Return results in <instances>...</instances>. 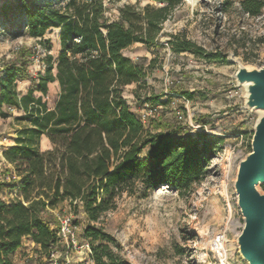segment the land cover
<instances>
[{
  "label": "trees",
  "instance_id": "1",
  "mask_svg": "<svg viewBox=\"0 0 264 264\" xmlns=\"http://www.w3.org/2000/svg\"><path fill=\"white\" fill-rule=\"evenodd\" d=\"M140 1L118 5L116 0H15L0 7L2 19L21 13V30L32 38L42 39L58 29L61 45L58 59L47 55L45 71L37 76L29 71L32 48H20L0 64V117L24 112L16 118L24 126L15 145L4 152L13 167L7 174L18 177L21 186L17 199L0 196V264H13L25 239L50 258L60 244L54 211L65 202L82 208L90 221L84 236L96 245L91 253L94 264H130L113 249L114 238L95 224L101 216L115 210L124 193L139 190L146 198L169 186L183 194L208 176V166L224 144L222 137L176 136L178 131L151 120L152 131L141 121L140 106L133 107L124 97V89L140 83L153 62L145 67L124 51L135 44L147 49L159 45L165 22L184 4L152 0L162 5L142 6ZM241 8L259 17L264 0H243ZM167 44L178 55L188 52L224 62L183 36L171 35ZM23 82L31 83L25 94L18 90ZM56 82L60 91L50 109L43 96ZM44 136L52 145L47 151L40 147Z\"/></svg>",
  "mask_w": 264,
  "mask_h": 264
},
{
  "label": "rangeland",
  "instance_id": "2",
  "mask_svg": "<svg viewBox=\"0 0 264 264\" xmlns=\"http://www.w3.org/2000/svg\"><path fill=\"white\" fill-rule=\"evenodd\" d=\"M14 1L0 0V7ZM228 1L227 5L224 0H184L165 22L159 45L147 49L135 44L124 51L145 67L153 60L146 77L124 89V97L130 105L142 107L143 102L157 96L156 100H151L161 106L159 116L152 120L155 124L178 131L176 136L196 137L207 133L224 139L201 184L193 185L183 194L169 186L160 187L146 198L139 196V190L132 195L124 193L117 208L95 223L114 238L113 249L130 264H220L222 259L216 247L218 234L227 236V262L248 264L238 252L237 240L244 220L234 182L239 162L251 152L254 124L260 113L245 109L244 89L234 75L240 65L257 69L264 66V9L259 17H250L242 11L243 0ZM116 2L123 5L127 0ZM140 3L142 6L162 5L152 0ZM23 20L21 13L10 15L8 19L0 18V64L4 59H11L20 48H32L35 55L29 71L37 76L45 71L47 55H53L54 61L58 59L59 30L53 29L42 39L32 38L21 30ZM171 35L185 37L208 53L223 58L224 62H209L188 52L175 54L167 44ZM30 87V82L18 84L22 94ZM59 91L58 83H52L43 96L50 109L55 107ZM183 92L192 97L184 95L188 102H178L182 107L187 105L181 124L172 109L173 97L169 93L183 95ZM35 95L42 96L41 93ZM23 115V111L14 110L12 116L0 117V196L6 201L20 197V188L16 190L19 179L7 174L13 167L6 162L4 152L14 146L24 126L16 118ZM197 124L207 128L199 130ZM146 127L154 131L152 125L147 123ZM43 141L41 150L47 151ZM54 212L58 220L71 217L78 226L76 245L67 248L60 243L57 259L69 264H92V256L88 257L85 249L89 246L92 253L96 245L84 236L90 221L82 208L76 209L75 205L65 202L60 211ZM27 251L24 264L48 263L49 258L36 248L28 246Z\"/></svg>",
  "mask_w": 264,
  "mask_h": 264
},
{
  "label": "water",
  "instance_id": "3",
  "mask_svg": "<svg viewBox=\"0 0 264 264\" xmlns=\"http://www.w3.org/2000/svg\"><path fill=\"white\" fill-rule=\"evenodd\" d=\"M234 78L244 89L245 109L260 113L254 124L251 152L239 162L234 182L244 220L237 246L248 264H264V191L260 188L264 185V66L240 65Z\"/></svg>",
  "mask_w": 264,
  "mask_h": 264
},
{
  "label": "built area",
  "instance_id": "4",
  "mask_svg": "<svg viewBox=\"0 0 264 264\" xmlns=\"http://www.w3.org/2000/svg\"><path fill=\"white\" fill-rule=\"evenodd\" d=\"M173 97L172 102V109L176 115V118L178 119L179 123L183 124L185 120V112L184 108L187 107V105L180 106L178 105V102L180 101H186V97L184 95H179L177 93H169ZM161 110V106L159 104H152V103H145L142 107L138 108V112L141 118V121L144 124H147L151 120L155 119L157 116H159ZM197 128L199 130H202L203 128H207L204 125H198ZM10 179V178H8ZM19 190V187L16 189ZM77 233H78V226L74 224L71 217H59V226L57 227V237L59 239V242L67 246V248L72 247L76 245L77 243ZM226 239L227 236L223 234H218V237L216 239V247L218 249L219 255L221 257V263L220 264H229L227 262V256L225 249H226ZM86 255L91 254L90 247H86ZM59 253L58 250H56L52 255L50 256L47 264H69V261L67 262H60L57 259V254ZM225 254V256H224ZM92 264L94 262L92 261Z\"/></svg>",
  "mask_w": 264,
  "mask_h": 264
},
{
  "label": "crops",
  "instance_id": "5",
  "mask_svg": "<svg viewBox=\"0 0 264 264\" xmlns=\"http://www.w3.org/2000/svg\"><path fill=\"white\" fill-rule=\"evenodd\" d=\"M43 139H44V141H43ZM42 141H43V143H44V145H45V150H49V149H51V143H50V141L48 140V138L47 137H43L42 138ZM15 145V144H14ZM16 184L18 185V187L20 188V186H21V181L19 180V181H17L16 182ZM28 246H31L32 248H36V250H39L40 249V247L39 246H37L34 242H32L31 240H29V239H25L24 240V242H23V247L15 254V256H14V262H13V264H24L25 263V260H26V258H27V256L25 255V253L26 252H28L27 251V247ZM24 256V257H23Z\"/></svg>",
  "mask_w": 264,
  "mask_h": 264
},
{
  "label": "bare ground",
  "instance_id": "6",
  "mask_svg": "<svg viewBox=\"0 0 264 264\" xmlns=\"http://www.w3.org/2000/svg\"><path fill=\"white\" fill-rule=\"evenodd\" d=\"M187 1H189V2H195L196 0H187ZM225 252H226V254H228V251L225 249ZM224 256H225V254H224ZM225 264H227V263H225Z\"/></svg>",
  "mask_w": 264,
  "mask_h": 264
}]
</instances>
